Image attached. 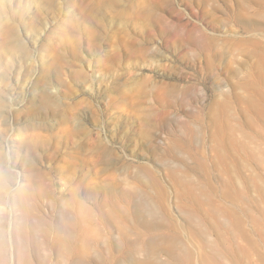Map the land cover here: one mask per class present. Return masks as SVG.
<instances>
[{"label": "rangeland", "instance_id": "rangeland-1", "mask_svg": "<svg viewBox=\"0 0 264 264\" xmlns=\"http://www.w3.org/2000/svg\"><path fill=\"white\" fill-rule=\"evenodd\" d=\"M0 264H264V0H0Z\"/></svg>", "mask_w": 264, "mask_h": 264}]
</instances>
